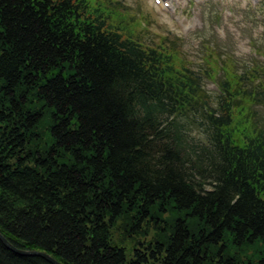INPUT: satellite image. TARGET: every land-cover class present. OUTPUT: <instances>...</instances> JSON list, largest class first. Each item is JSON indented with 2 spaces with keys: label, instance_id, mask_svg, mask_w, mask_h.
Returning <instances> with one entry per match:
<instances>
[{
  "label": "trees",
  "instance_id": "16d2710c",
  "mask_svg": "<svg viewBox=\"0 0 264 264\" xmlns=\"http://www.w3.org/2000/svg\"><path fill=\"white\" fill-rule=\"evenodd\" d=\"M116 4L0 0V233L62 264H264L261 69L198 71Z\"/></svg>",
  "mask_w": 264,
  "mask_h": 264
},
{
  "label": "rangeland",
  "instance_id": "374dc122",
  "mask_svg": "<svg viewBox=\"0 0 264 264\" xmlns=\"http://www.w3.org/2000/svg\"><path fill=\"white\" fill-rule=\"evenodd\" d=\"M102 8L121 7L133 17L129 28L147 44H160L165 38L171 48L195 69L210 70L213 63L222 80L232 71L246 76L244 88L259 83L251 76L261 69L264 77V0H96ZM159 2V3H158ZM118 23L123 21L117 18ZM168 44V43H166ZM234 71L236 73H234ZM253 74V75H252ZM227 80V79H226ZM253 80V81H251ZM264 80V79H263ZM206 89L216 92L218 84L204 79ZM244 104L243 106H247ZM253 122L264 131V98L252 106Z\"/></svg>",
  "mask_w": 264,
  "mask_h": 264
},
{
  "label": "bare ground",
  "instance_id": "6f19581e",
  "mask_svg": "<svg viewBox=\"0 0 264 264\" xmlns=\"http://www.w3.org/2000/svg\"><path fill=\"white\" fill-rule=\"evenodd\" d=\"M5 245V244H4ZM13 247H14V249L15 250H17V251H19V252H26L27 254H21V253H19V252H17V251H14V250H12V249H9L8 247V249L10 250V251H12L13 253H15V254H17V255H20V256H26V257H38V256H35V255H32L34 252L35 253H41V254H45V255H47V256H49V257H51V258H53L54 260H56L59 264H62V262L60 261V260H57L56 258H54L50 253H48V252H45V251H41V250H36V249H33V250H28V249H22V248H18V247H16L15 245H13V244H11ZM45 259V258H44ZM46 260V259H45ZM48 261V260H47ZM49 262V261H48ZM51 263V262H50ZM52 264V263H51Z\"/></svg>",
  "mask_w": 264,
  "mask_h": 264
},
{
  "label": "water",
  "instance_id": "95a60500",
  "mask_svg": "<svg viewBox=\"0 0 264 264\" xmlns=\"http://www.w3.org/2000/svg\"><path fill=\"white\" fill-rule=\"evenodd\" d=\"M0 241H2L6 247H8L9 249H12L14 251H17L14 249V247L11 245V243L0 233ZM19 252V251H17ZM21 254H27L26 252H19ZM32 255L38 256V257H42L45 258L46 260H48L49 262H51L52 264H59L56 260H54L53 258L45 255V254H41V253H33Z\"/></svg>",
  "mask_w": 264,
  "mask_h": 264
}]
</instances>
